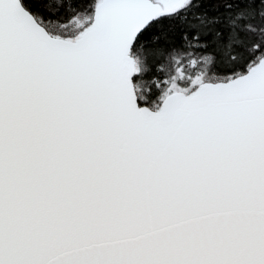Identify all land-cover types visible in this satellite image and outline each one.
Returning a JSON list of instances; mask_svg holds the SVG:
<instances>
[{
    "label": "snow or ice",
    "instance_id": "snow-or-ice-1",
    "mask_svg": "<svg viewBox=\"0 0 264 264\" xmlns=\"http://www.w3.org/2000/svg\"><path fill=\"white\" fill-rule=\"evenodd\" d=\"M0 264H264V0H0Z\"/></svg>",
    "mask_w": 264,
    "mask_h": 264
}]
</instances>
